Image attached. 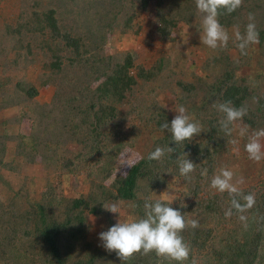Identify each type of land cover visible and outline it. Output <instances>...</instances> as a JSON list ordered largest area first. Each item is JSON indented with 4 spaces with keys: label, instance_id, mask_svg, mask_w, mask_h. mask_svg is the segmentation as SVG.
Returning <instances> with one entry per match:
<instances>
[{
    "label": "trees",
    "instance_id": "obj_1",
    "mask_svg": "<svg viewBox=\"0 0 264 264\" xmlns=\"http://www.w3.org/2000/svg\"><path fill=\"white\" fill-rule=\"evenodd\" d=\"M249 13L259 43L241 55L233 33L244 32ZM140 16L153 18L152 40L170 45L149 66L132 50ZM218 20L230 39L212 50L201 43L195 0H0V264H181L155 252L122 261L99 239L118 216L103 203H125L122 220L135 219L161 194L199 222L181 232L190 248L182 264H264V160L249 159L247 137L225 136L224 114L213 107H246L237 124L264 128V0H243L231 14L221 9ZM178 24L190 29L191 50H175ZM178 105L202 129L180 145L161 130ZM158 146L175 151L149 160ZM131 152L136 158L124 167ZM183 153L196 164L189 180L179 174ZM221 167L242 169V191L255 193L243 213L247 226L235 209L225 216L231 197L210 187ZM64 175L85 190H66Z\"/></svg>",
    "mask_w": 264,
    "mask_h": 264
},
{
    "label": "clouds",
    "instance_id": "obj_2",
    "mask_svg": "<svg viewBox=\"0 0 264 264\" xmlns=\"http://www.w3.org/2000/svg\"><path fill=\"white\" fill-rule=\"evenodd\" d=\"M243 0H195L198 12L202 14L200 32L201 43L212 50L225 48L229 42V33L220 24L218 16L220 10H225L228 14L233 13L241 7ZM248 23L245 30L241 33L239 26L235 27L233 33V43L240 50L241 55H247V49L252 44L259 43V32L255 23V14H248ZM219 112L223 113V118L219 121L220 130L225 136H231L237 132L241 138L247 137L245 151L249 159L260 162L264 160V128L249 131L248 125H239L247 114L246 107L236 108L231 101L215 103L213 105ZM176 115L171 122H164L161 130L171 133L172 140L176 145L182 144L185 140H191L195 135L201 133L202 129L198 122H193L192 117L187 113L183 105L175 107ZM237 144L238 140L230 141ZM172 147H156L148 155L149 160H160L165 152L173 153ZM179 174L189 180L190 174L195 171L196 164L188 158L187 153L177 157ZM207 169H202L201 175L207 176ZM171 173V172H170ZM244 183L243 177H237L235 173L227 167L217 169L211 178L210 187L219 193L227 192L231 197L230 207L225 212L226 217L232 215V210L241 213L239 219L245 222L247 217L243 213L251 209L255 203V193L245 194L241 185ZM103 209L111 213H119L118 222L111 226L107 231L99 234L102 246L109 252H116L122 261L129 260L134 254L142 253L147 255L155 252L158 257L182 262L189 259L190 248L183 240L181 232L188 226L195 229L199 222L195 219L186 220L181 211L173 208L170 203L160 199L153 200L148 197L144 203V216L140 218H129L121 220V212L117 203H103ZM191 264H197L193 259Z\"/></svg>",
    "mask_w": 264,
    "mask_h": 264
},
{
    "label": "rangeland",
    "instance_id": "obj_3",
    "mask_svg": "<svg viewBox=\"0 0 264 264\" xmlns=\"http://www.w3.org/2000/svg\"><path fill=\"white\" fill-rule=\"evenodd\" d=\"M139 23H141V31L140 34L138 35V37L136 38L135 44L132 48V50H134V53L136 55V59L135 62L136 63H141L144 64L146 66H149L150 64H152V62L155 60L156 55H157V51L159 50V48H162L163 50H166L170 45L167 44H160L158 42V40H152L150 35H148V31L151 30L153 24H154V20L152 17H148V16H140L139 19L137 20ZM189 32L190 29L188 28V26L184 25V24H178L177 26H175L174 30H173V36L176 37V41L174 43V48L176 51H188L192 49L191 46V42L189 40ZM112 47L113 49L118 47V44L116 42L112 43ZM126 46L125 43H122V45H119V48H124ZM193 63L196 68L200 67L201 64V57H194L193 58ZM52 93V88L48 87L45 90H41L40 92V96L37 98L38 101H42L44 99H47V95L49 96ZM262 143H264V141H262ZM134 158H136V154L132 153L131 154H125L123 156V161L125 162L124 167L126 166V163H130L134 160ZM241 169L238 167V170ZM29 170V169H27ZM242 171V172H241ZM39 170L38 168H34L32 170V175H39ZM239 175L235 174L237 177H243L245 179V172L243 173V170H239ZM62 183L64 185V187L66 188V190L70 191V192H82L85 189L83 188V185H81L80 180H78L77 178L73 177V176H63V180ZM247 182L244 180V183L241 185L243 186L244 184H246ZM170 191H166L164 193V198H169V196L171 197V194H169ZM173 195V194H172ZM119 208H120V212H121V220L123 218H125V215L127 214V210H128V206L123 203V204H118ZM119 220V213L117 218L114 217V224L117 223Z\"/></svg>",
    "mask_w": 264,
    "mask_h": 264
}]
</instances>
